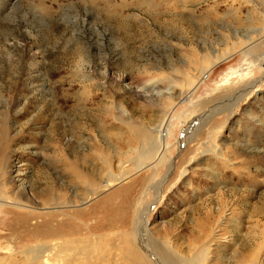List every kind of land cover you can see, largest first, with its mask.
<instances>
[{"label":"rangeland","instance_id":"1","mask_svg":"<svg viewBox=\"0 0 264 264\" xmlns=\"http://www.w3.org/2000/svg\"><path fill=\"white\" fill-rule=\"evenodd\" d=\"M96 1L0 13V264L33 247L6 231L13 211L20 229L45 219L51 264H151L153 246L264 264V1ZM231 46L178 101L200 59ZM161 126L151 159L138 132Z\"/></svg>","mask_w":264,"mask_h":264},{"label":"bare ground","instance_id":"2","mask_svg":"<svg viewBox=\"0 0 264 264\" xmlns=\"http://www.w3.org/2000/svg\"><path fill=\"white\" fill-rule=\"evenodd\" d=\"M12 0H0V13H2L3 11L6 10V4L8 2H11ZM37 1H42V0H37ZM96 1V0H94ZM264 1V0H261ZM97 2V1H96ZM244 40V45L247 49V47L249 48V46L252 44L250 43L251 41V37L246 36L243 37ZM253 40V39H252ZM238 43V42H237ZM240 44V43H238ZM237 45V44H236ZM238 46V45H237ZM243 47V46H242ZM239 48V47H238ZM246 49L243 50V52H246ZM236 50V49H235ZM248 50V49H247ZM234 53V46L230 47V51L229 52H220L218 53L214 58L212 56H203L200 59V64H203V66L199 69V71L197 72L196 76H194L193 78L190 77L189 80H187L186 84H185V88L186 90L183 93V100L179 99L178 101H184V99H187L190 96L191 90L193 88L196 87V85H199L209 74L210 71H212V69L219 63L222 61H225L229 58H231V56ZM208 57H210V59L208 60ZM199 63V62H198ZM192 78V79H191ZM183 84V83H182ZM181 84V85H182ZM183 87V86H182ZM181 88V87H180ZM182 94V93H181ZM243 95V94H242ZM245 95V93H244ZM241 97V96H240ZM181 98V97H180ZM229 102V101H228ZM235 101L232 103L234 104ZM231 105V104H230ZM229 105V106H230ZM220 108V107H219ZM223 108V107H222ZM228 108L227 104L226 106H224L223 109ZM165 123V122H164ZM163 126L158 127L157 129H155L154 131V135L153 137H149L148 135H146L145 133H142L140 130L138 132V137L141 138L139 141H141V143L144 144H148V146L150 147L151 151L150 154L153 158H156V156L158 157L161 153V150L163 149V142H162V137H163ZM166 132V131H165ZM186 134V133H185ZM165 135V134H164ZM151 138H155L156 141L152 142L150 139ZM152 139V140H155ZM147 146V145H146ZM215 148V147H214ZM212 148V149H214ZM216 151V150H215ZM147 155V154H146ZM142 167L141 165H138L137 168ZM2 185L4 184H0V186L2 187ZM6 185V184H5ZM1 189V188H0ZM25 187H24V191L21 192V195L24 197V199L29 198V196H27V192L29 191H25ZM5 191L4 189L2 190V194L4 195ZM1 194V193H0ZM21 196V197H22ZM18 198V197H17ZM51 198V197H49ZM12 200V199H11ZM14 200V199H13ZM12 200V201H13ZM15 200H18L15 198ZM31 200V199H30ZM50 199H48L49 201ZM19 201V200H18ZM24 201V200H22ZM53 201V199H51L49 202ZM9 202V201H8ZM11 202V201H10ZM20 202V201H19ZM14 203V202H13ZM45 203V202H44ZM47 203V202H46ZM4 200L1 199L0 200V207L2 205H4ZM48 204V203H47ZM50 204V203H49ZM48 204V205H49ZM7 205V204H6ZM9 205V204H8ZM22 206V205H20ZM24 206V205H23ZM18 207V206H17ZM32 207V206H31ZM35 207V206H34ZM33 208V207H32ZM36 210V209H35ZM34 211V210H33ZM32 212V211H31ZM31 212L28 213L27 216H25L24 221H26L27 218L32 219H36L38 216L32 214ZM45 212V211H44ZM14 215H12L11 217H9L7 219V221L5 222L6 224V231L9 232L10 236H16L17 239L19 240H26L30 241V246L32 245L33 247L31 248H27V249H22L21 251H18L15 253L14 257L12 255H9L7 257V261L2 262V264H51L50 261L54 260L57 255H58V250L57 247L55 246V243L53 242L54 239L56 238V235L50 233V232H44L43 231V227L45 226V219L43 218L40 222L39 220H34L35 224L33 229H30L28 227L24 228V229H20L17 226L18 221L20 220L21 216L19 215L18 211H13ZM40 214L42 215V213L40 212ZM257 215V214H256ZM21 222V220L19 221ZM219 222V221H218ZM257 222V221H256ZM256 222L254 225H256ZM24 223V222H23ZM221 223V222H220ZM219 223V224H220ZM221 225V224H220ZM26 229V230H25ZM262 238L264 237V229L262 231H259V233L257 234ZM215 235H213V237L211 239H214ZM37 239V241L39 242V244H35V240ZM71 238L69 240V246H74V241L72 240L71 243ZM264 240V239H263ZM262 240V241H263ZM212 241V240H211ZM257 241V240H256ZM261 242V241H260ZM261 246L264 244V242L259 243ZM15 248L14 249H18L22 246L15 244L14 245ZM261 246H259V249H261ZM142 248V246H141ZM150 249H152L153 253L150 251H146V249H144V252L148 255V261L151 264H188V263H180L183 262L182 260H179L175 257H172L171 255L162 252L161 250H159L156 246L153 247H149ZM10 249V248H9ZM148 249V247H147ZM258 249V248H257ZM257 249L255 254H257ZM153 256H158L160 261L155 259ZM258 255H255L254 258L256 260H258ZM137 264H148L145 259L144 260H140L137 259Z\"/></svg>","mask_w":264,"mask_h":264}]
</instances>
